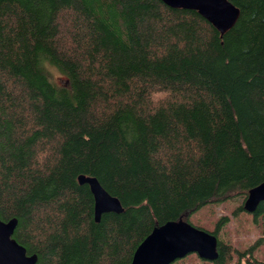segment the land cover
I'll use <instances>...</instances> for the list:
<instances>
[{"label": "trees", "instance_id": "obj_1", "mask_svg": "<svg viewBox=\"0 0 264 264\" xmlns=\"http://www.w3.org/2000/svg\"><path fill=\"white\" fill-rule=\"evenodd\" d=\"M227 1L239 15L220 36L158 0H0V221L34 264H129L165 222L245 213L264 183V0ZM78 175L121 212L94 222ZM249 215L263 238L264 201ZM227 221L193 226L216 237L209 263L264 264L262 238H218Z\"/></svg>", "mask_w": 264, "mask_h": 264}, {"label": "water", "instance_id": "obj_2", "mask_svg": "<svg viewBox=\"0 0 264 264\" xmlns=\"http://www.w3.org/2000/svg\"><path fill=\"white\" fill-rule=\"evenodd\" d=\"M171 9L194 11L220 36L230 30L238 19L239 11L227 0H158ZM79 185H86L93 201V220L98 222L106 213H120L118 201L108 195L92 177L78 175ZM264 201V183L247 191L242 211L252 214ZM15 219L0 221V264H34V255L26 256L25 250L11 239ZM216 237L197 229L187 222L169 221L155 227L137 245L129 264H172L189 254L200 260L212 262L216 258Z\"/></svg>", "mask_w": 264, "mask_h": 264}, {"label": "rangeland", "instance_id": "obj_3", "mask_svg": "<svg viewBox=\"0 0 264 264\" xmlns=\"http://www.w3.org/2000/svg\"><path fill=\"white\" fill-rule=\"evenodd\" d=\"M48 73L51 80L56 83H62L64 77L59 74L54 68L48 67ZM241 204V200L224 202L218 205L204 207L200 211L192 214L189 218V223L192 226L201 227L211 231L221 217H227L228 221L222 225L218 231V238L228 244L232 250L244 251L252 246L261 237V230L256 226L251 219V215L246 213H238L235 216L231 212ZM251 256L264 263V237L253 249ZM172 264H210L209 262L200 260L196 255L189 254L183 259Z\"/></svg>", "mask_w": 264, "mask_h": 264}]
</instances>
